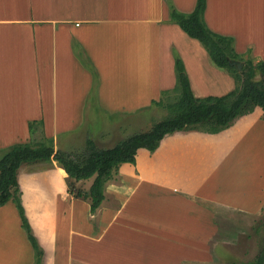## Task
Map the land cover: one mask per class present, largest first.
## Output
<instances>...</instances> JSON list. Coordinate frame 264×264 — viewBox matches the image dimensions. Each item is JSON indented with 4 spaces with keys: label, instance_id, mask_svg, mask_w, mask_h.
Returning a JSON list of instances; mask_svg holds the SVG:
<instances>
[{
    "label": "crops",
    "instance_id": "0c3cea01",
    "mask_svg": "<svg viewBox=\"0 0 264 264\" xmlns=\"http://www.w3.org/2000/svg\"><path fill=\"white\" fill-rule=\"evenodd\" d=\"M195 2L0 0V149L28 142L31 121L42 122L36 135L65 149L103 111L149 109L173 87L174 54L195 96L231 91L233 78L171 18V7L189 13ZM204 3L210 30L264 60V0ZM206 71L219 75L216 92L197 83ZM234 125L216 134L176 132L135 165H121L93 215L87 200L65 196L67 175L55 160L28 165L26 180L21 166V202L43 264H213L217 246L237 237V216L259 215L264 205V136ZM12 214L19 240L5 227ZM28 243L8 201L0 206V264H32Z\"/></svg>",
    "mask_w": 264,
    "mask_h": 264
},
{
    "label": "trees",
    "instance_id": "16d2710c",
    "mask_svg": "<svg viewBox=\"0 0 264 264\" xmlns=\"http://www.w3.org/2000/svg\"><path fill=\"white\" fill-rule=\"evenodd\" d=\"M205 0H196L189 13L171 7L172 20L190 37L197 39L207 51L212 63L226 71L234 80L233 90L220 95L197 97L193 94L183 61L176 54L174 66L177 78L175 90L161 93L152 104L165 109L166 114L150 128L134 132L119 139L112 146L100 147L86 135L80 150H57L53 140L42 133L36 137L41 121L29 122L28 142L14 143L0 149V206L8 201L15 203L21 227L33 249L32 264H43L45 252L38 242L21 202L18 170L23 165L55 160L67 175L65 196L89 202L93 215L105 198V185L114 178L123 164L135 165L142 152H154L169 135L180 131H199L216 134L231 126L238 119L264 111V81L255 80V69L264 74V60L255 64L252 58L244 61L241 69L230 64L237 56L233 38L215 33L204 21ZM240 55V54H239ZM243 57L239 61L243 62ZM76 151V152H75ZM92 178L88 189L77 183ZM250 264H264V247Z\"/></svg>",
    "mask_w": 264,
    "mask_h": 264
},
{
    "label": "rangeland",
    "instance_id": "374dc122",
    "mask_svg": "<svg viewBox=\"0 0 264 264\" xmlns=\"http://www.w3.org/2000/svg\"><path fill=\"white\" fill-rule=\"evenodd\" d=\"M234 42L235 41L233 40V49L237 56L235 60L239 59V57H243L244 58L243 62L241 61L243 64H244V61L248 58H252L254 64L257 62L256 59L253 58V56L250 53H247V52L244 54L238 53L235 49ZM215 75H216V72L210 73L206 71V76L198 79L197 83L199 84V86L205 85L206 87L202 89L205 90L206 92H210V91L216 92L217 89L212 88L211 85L214 83V81L216 83L219 82L220 78H219V75L218 76H215ZM254 79L264 81V74H262L258 69H255ZM173 82L174 84H173V87L170 89L171 91L175 90L177 86L175 66H174ZM234 87H235V84H234ZM148 108L149 109H143L139 111H129V112H119V113L112 112L110 114H107V112L103 111L102 112L103 114L107 116H114V117L107 118V117H104L102 114L100 118L96 117L95 120L93 118L92 121H95V122L94 124L92 123L90 127H85V128L83 127V128L86 131V133L91 134V136L94 138L98 146L109 147V146H112L115 142H117L121 138H124L134 132H138L139 130L143 131L147 128H150V126L156 120H159L166 114L165 109L162 107H158V106L151 104V106H149ZM256 118H258L257 121H256ZM235 122H234L235 124L234 126H236L235 129L238 128V130H242L239 132L249 131L250 129L252 130L254 128V130L257 131L258 134H262L264 136V111L262 110H258L257 114H252L250 116H247L245 119H238ZM231 126H233V123L231 124ZM83 128H80L78 132L75 133L74 143L69 142L65 144L66 146L65 150L66 149L80 150V147L83 144V137H80L81 136L80 133L83 130ZM39 135L40 133L36 136L40 137ZM257 143H259V141H257ZM262 145L264 147V141L262 142ZM58 149L63 151L62 148H58ZM262 149H259V153L262 156H264V150ZM28 165L23 166L22 172H25V173H21V170H20L19 177L23 178L24 174L26 175L27 173L26 170H28L27 169ZM34 169L36 170V167L33 168L32 170ZM255 171H256V168H255ZM24 179L26 180V177H24ZM88 182H82V183L86 185ZM222 182L224 181L222 180ZM244 215L245 214H239L237 216V219L234 221L235 228L237 229L236 230L237 237H235L234 242L232 243H228L227 241L225 243L222 242L221 244L217 246V249H215L214 251L215 253L213 254V258H212L213 264H250L254 256L264 247V205L262 207V212L259 215L251 216L250 218ZM16 220H17L16 215L14 216L12 214V215L6 216L5 217V227L7 231L9 232V234L15 236L17 240H19L18 239V224ZM28 245L29 247L31 246L30 242L28 243ZM20 250L22 251L24 255L27 253V247L25 245L21 246Z\"/></svg>",
    "mask_w": 264,
    "mask_h": 264
},
{
    "label": "water",
    "instance_id": "95a60500",
    "mask_svg": "<svg viewBox=\"0 0 264 264\" xmlns=\"http://www.w3.org/2000/svg\"><path fill=\"white\" fill-rule=\"evenodd\" d=\"M230 64L231 65H235L238 69H241L242 66H243V63L241 61H238V60H230Z\"/></svg>",
    "mask_w": 264,
    "mask_h": 264
}]
</instances>
